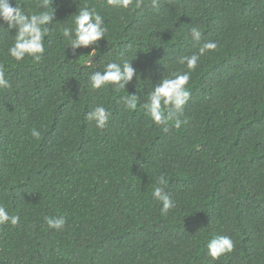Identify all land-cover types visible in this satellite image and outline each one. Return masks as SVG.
<instances>
[{
    "label": "trees",
    "instance_id": "1",
    "mask_svg": "<svg viewBox=\"0 0 264 264\" xmlns=\"http://www.w3.org/2000/svg\"><path fill=\"white\" fill-rule=\"evenodd\" d=\"M19 3L26 14L46 11L40 0ZM84 6L108 29L94 58L91 48L74 54L61 31ZM52 7L40 61L10 56L16 31L0 19L10 83L0 88V206L20 217L0 225V264H264V0ZM208 41L218 47L191 72L181 127L157 125L142 107L147 95L189 71L178 58ZM125 61L136 70L126 89L91 88L89 74ZM98 105L111 113L104 129L87 119ZM161 175L176 205L167 214L152 197ZM58 216L66 225L48 228L45 217ZM221 235L234 249L213 260L207 244Z\"/></svg>",
    "mask_w": 264,
    "mask_h": 264
},
{
    "label": "clouds",
    "instance_id": "2",
    "mask_svg": "<svg viewBox=\"0 0 264 264\" xmlns=\"http://www.w3.org/2000/svg\"><path fill=\"white\" fill-rule=\"evenodd\" d=\"M110 6L127 9L133 0H107ZM155 4V0H154ZM53 0H40L38 8L46 9L38 13L26 14L21 8L19 0L13 7L11 0H0V19L9 26V31L15 29L14 44L9 48V54L16 61H22L26 56H31L35 61H40L44 55V39L48 35V25L55 19V10L52 7ZM139 6V4H137ZM50 9V10H47ZM75 27L62 28V35L69 47L75 54L76 50L91 48L88 57L99 55L97 51L99 42L105 39L107 27L103 17L95 10L87 6L80 7L78 14L74 15ZM193 41L199 43L202 39V32L199 27L193 26L191 29ZM96 47H93V46ZM218 47L216 42L208 41L200 45L198 53L191 56L178 58V62L186 64L189 71L176 73L171 78H163L147 95L148 99L142 107L148 116L157 125L167 126L169 122H174V126L179 129L182 125L180 116L187 104L190 91L188 88L191 72L199 63L200 57L207 52L214 51ZM92 63V60L90 61ZM136 76V70L132 63L125 61L120 63H108L103 71H95L89 74V83L92 89H101L108 84L116 86L117 90L126 89ZM10 87L9 81L5 77V72L0 68V88ZM127 110L135 111L138 107L139 99L136 95L129 94L123 98ZM111 113L103 105L96 106L87 114V119L95 123L99 129H104L109 122ZM31 135L39 139L40 132L32 129ZM168 181L164 175L159 176L152 191V197L162 203V213L167 214L175 205L170 193L166 190ZM20 217L9 214L8 210L0 206V225L11 224L17 226ZM45 222L50 229L60 230L67 221L64 216L45 217ZM208 255L213 260H219L222 256L230 253L234 249L233 240L226 235L217 236L207 244Z\"/></svg>",
    "mask_w": 264,
    "mask_h": 264
}]
</instances>
